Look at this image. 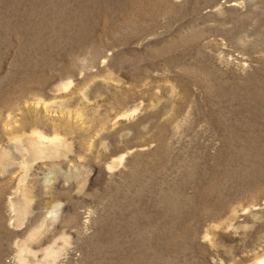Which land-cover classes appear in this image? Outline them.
<instances>
[{
    "label": "rangeland",
    "instance_id": "rangeland-1",
    "mask_svg": "<svg viewBox=\"0 0 264 264\" xmlns=\"http://www.w3.org/2000/svg\"><path fill=\"white\" fill-rule=\"evenodd\" d=\"M0 264H264V0H0Z\"/></svg>",
    "mask_w": 264,
    "mask_h": 264
},
{
    "label": "bare ground",
    "instance_id": "bare-ground-1",
    "mask_svg": "<svg viewBox=\"0 0 264 264\" xmlns=\"http://www.w3.org/2000/svg\"><path fill=\"white\" fill-rule=\"evenodd\" d=\"M37 45H38V44H37ZM34 153L38 154V152H37V151H35V150H34Z\"/></svg>",
    "mask_w": 264,
    "mask_h": 264
}]
</instances>
